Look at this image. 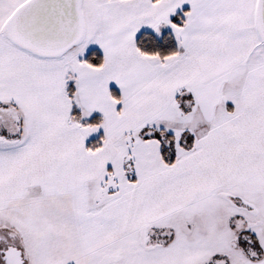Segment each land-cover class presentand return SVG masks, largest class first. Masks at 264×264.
Segmentation results:
<instances>
[{
  "label": "snow or ice",
  "instance_id": "6c2138e0",
  "mask_svg": "<svg viewBox=\"0 0 264 264\" xmlns=\"http://www.w3.org/2000/svg\"><path fill=\"white\" fill-rule=\"evenodd\" d=\"M0 264H264V0H0Z\"/></svg>",
  "mask_w": 264,
  "mask_h": 264
}]
</instances>
